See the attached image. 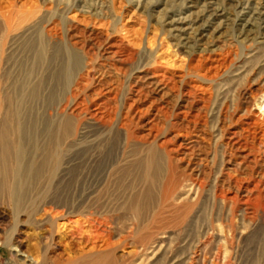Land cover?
Returning <instances> with one entry per match:
<instances>
[{
	"label": "bare ground",
	"instance_id": "obj_1",
	"mask_svg": "<svg viewBox=\"0 0 264 264\" xmlns=\"http://www.w3.org/2000/svg\"><path fill=\"white\" fill-rule=\"evenodd\" d=\"M142 1L145 0H139V2ZM204 1L197 20L194 18L197 23L203 22L200 27L201 35L208 32L209 28L217 24V21L225 15V8L222 9L221 4L218 6L217 0ZM253 5L250 1L243 3L241 26L248 30L247 32H252L258 17L264 15L261 8H256ZM172 14L168 24L179 39L178 45L190 49L191 47L188 46L189 35L195 33L196 29L188 27L185 23L189 17L185 18L179 12ZM56 30V27L50 29L52 35L57 34ZM0 31L3 33L0 35L2 46L0 49L1 84L7 74L4 68L19 60V58L14 59L12 54L19 46L21 35L18 33L19 30L15 29L13 17L0 18ZM190 31H192L191 34H189ZM28 41L23 47L33 53V64L36 69L34 72L37 71L39 80L35 83L32 81L34 79H31V76L34 72L32 73L30 70L18 84H13L11 91H8L5 82L2 83L4 87L0 89V192L7 196L11 204V211L2 215L3 219L13 221L12 238L8 242H3L4 246L8 250H11L13 246L20 250L22 242L19 238L23 234L24 229L22 228L29 223L26 216L28 206L32 201L28 188L35 181L39 182L41 187H45L46 184H42V181L47 174H50L49 176H53L52 180L55 176L58 177V186L61 187L58 197L63 196L64 199L61 201V197L58 198L59 201L57 200L58 203L55 206L59 209L44 210L42 219L33 223L39 245L41 244L45 249L37 258L39 262L36 263L61 264L60 260H53L52 254H55L61 243L66 242V247L74 254L68 264H132V230L141 229L143 233L140 232L142 234L139 235V238L146 240L153 235V233L150 234L152 229H156L155 233H158L167 229L170 223L172 225L185 223L190 207H192L190 204L196 202L195 205L199 206V201L206 189L209 173L206 165L195 164L192 161L194 150L200 143L198 140H194L184 146V142L188 140V134L191 133L185 135L187 131L199 132L200 137L206 135L207 138V134L203 130L206 128L204 127L206 126L204 125L205 120H198L200 113L208 106L204 104L207 101L206 95L199 92L202 86L187 80L186 76L189 77V75L176 71V69L154 67V69L145 70L140 74L135 73L134 85L137 90L132 93L129 99L132 102H128L125 107L122 120L127 126L128 142L137 139L135 134L129 130L131 124L133 128L134 122H137L136 119H138V123H143L145 109H141V104L144 102L142 99L144 96L146 99L151 96L146 113L153 112V117L148 119L147 124L150 128L148 135L143 137L142 144H146L149 140L158 144V136L155 134L154 127L159 123L160 125L167 123L169 128L177 133H174L173 140H166L159 144V148L167 157L168 175L159 196L158 210L146 217L145 212L152 205V189L158 183L155 172L160 169L159 155L154 154L152 150L153 153L150 156L141 157L135 166H133L132 158L129 157L123 158V161L119 163L117 161L109 163L104 158L102 161L101 156L110 155L114 145H111L110 142L103 145L102 142L84 141L87 128H80V124L83 116L88 114V110L85 111L83 105L89 106L93 99L89 104L88 102L83 104L79 97V91L84 88L87 82L90 83L88 74H86L87 70L78 71L82 66L80 56L68 51L69 49L64 50L58 43L50 45V43L42 41L38 45L37 43L29 45L31 42ZM80 44L79 41H76L72 43V46L78 48ZM121 45V42L107 45L105 55H103L108 60H114L115 56L121 57L118 64L112 63L109 67L112 69L115 67L116 72L124 69L127 60H132L133 56L130 46ZM81 50L85 57L90 58L93 48L83 46ZM25 59H21L18 64L24 66ZM198 62L200 64L197 67L193 66L194 63L190 64L189 71L194 69L202 71V68L207 67L205 61ZM102 65L104 69L109 66L105 63ZM86 67L87 65L84 68ZM1 70L3 71L1 72ZM205 70L201 76L208 81H212L213 77L218 74L215 72L216 66L213 64ZM99 72H101L99 73V87L103 86L102 83L112 80V72L102 70ZM44 73H48V76L44 77ZM177 77L186 80H182L178 84ZM68 84L72 86L69 98L57 117H47L46 114L38 113L41 106L54 101L59 86L67 87ZM112 85L107 89L108 95L104 99L105 102L92 103L94 104L93 112L89 114V117L100 121L105 126L108 119L104 109L110 106L108 104L110 100H114L113 97L118 90L116 82ZM259 85L243 95L244 101L240 104V108L225 114L224 119L217 123V136L221 135L222 138H226L223 154L229 167L226 171L223 170L217 174L214 192L215 199L217 202L219 201L220 208H223L225 213L221 224L215 225L211 222L205 229H208L210 235L221 239L224 245L222 248L224 249V263L226 264H229L233 243L238 237V239L244 236L253 238L258 234L256 232L258 225H260L258 231L264 234V148L262 149L264 147V116L259 113L255 116L250 113L256 98L264 95V84ZM115 98L117 99V97ZM85 99L87 100V98ZM244 110L245 112L242 113ZM205 112L207 113V111ZM232 124L238 127H232ZM76 137L80 139L79 142L70 141V143L68 141L70 138L75 139ZM76 147L78 150L73 152ZM182 147L185 148V151L183 157L180 158L176 154ZM178 163H184V167L180 168ZM132 177L147 183V191L142 196L138 195L132 198ZM127 181H129L128 184H126ZM184 182H188V184L184 186ZM120 189L124 194H127L125 200L122 197L118 198L115 206L108 208L98 205L101 194L109 192L115 195ZM46 194L42 192L39 195L43 202L47 200ZM67 196L70 198V203L66 201ZM204 211V205H200L197 220L203 222ZM210 211L211 216H214L215 207ZM170 218L173 220L169 221ZM118 225L122 226V238L120 243H115L112 235ZM2 234L3 232L0 230V241L3 239ZM164 237H160L159 242L152 246L150 252L152 257H155L159 251L161 252L160 240ZM207 239H209L208 236ZM256 242L264 247V238L258 236ZM118 248L124 250L122 257L116 255ZM219 252L213 258L212 264L221 263L222 252ZM11 254L17 255L13 252Z\"/></svg>",
	"mask_w": 264,
	"mask_h": 264
},
{
	"label": "rangeland",
	"instance_id": "obj_2",
	"mask_svg": "<svg viewBox=\"0 0 264 264\" xmlns=\"http://www.w3.org/2000/svg\"><path fill=\"white\" fill-rule=\"evenodd\" d=\"M247 1H250L252 5L254 4V7L261 8L264 13V0H217V5L220 6L221 4L220 7L222 9L225 8V15L217 21V24L209 28L208 32L201 35L200 27L203 22L197 23L196 20L200 8L205 2L204 0H145L142 2H139V0H0V18L13 17L15 29H18V33L21 35L19 46L12 54L14 59L19 58V60L14 64L10 63L8 67L4 68L7 74L5 79L1 81L0 89L4 87L2 83L5 82L7 83L5 86L8 91H11L13 84H18L27 72L31 70L33 73L36 70L33 64V53L23 47L28 40V42H31L29 45H36L35 43L38 45L42 41L48 42L50 45L58 43L62 45L64 50L69 49L68 51L80 56L82 66L78 71L86 69L90 83L87 82V84L89 83L88 86L85 84V89L82 88L79 91V97L83 104L85 102L89 104L93 99L89 106L87 104L83 105L85 111L88 110V114L83 116L80 124V128H87L84 141L102 142L104 143L103 145L110 142L111 145H114L110 155L101 156V160L104 158L109 163L112 161L119 163L123 161V158L129 157L132 158L133 166H135V163L141 157L150 156L153 153L152 150L154 154L159 155L160 169L155 172L158 183L152 189V205L145 212L146 217L158 210L160 205L159 196L163 191L165 178L168 175L167 157L163 150L159 148V144L166 140H173L177 133H175V130L170 129L167 123L161 125L159 123L158 126L154 127L155 134L158 136V144L153 140L142 144V139L148 135L150 128L147 124L148 119L153 117V112L146 113L151 96L147 97V99L144 96L142 97L144 102L141 104V109H145L143 112L144 116L141 114L144 117L143 123H138V119H136L137 122H134L133 128L131 124L129 130L135 134L137 139L128 142L127 126L124 125L122 120L125 107H127L128 102H132L129 99L132 93L137 90L134 85L135 73L140 74L145 70H152L154 67L176 69V71L189 75V77L185 75L187 80L194 81L195 84L202 86L199 92L206 95L207 101L204 104L208 106L200 113L198 120H205L204 125L206 126L204 127L206 128H203V130L207 134V138L205 137L206 135L200 137L199 132L187 131L185 135L189 132L191 133H189L190 135L188 134L189 137L184 142V146L194 140H198L200 143L194 150L192 161L195 164L203 163L206 165L209 172L206 189L199 201V206L195 205L196 202L190 204L192 207H190L185 223H180L179 225L170 223L169 227L164 229L165 231L158 233H155L156 229H152L150 234L153 233V235L146 240L139 238V235L143 233L141 229L132 230V264H212L213 258L220 253L219 251L222 252L220 264H226L224 263V249H222L224 245L221 239L210 235L208 229L205 228L211 222L215 225L221 224L225 213L223 208H220L219 201L217 202V199H215L216 195L214 192L217 174L223 170L226 171L229 167L223 154L226 138H222L221 135L217 136V123L224 119L225 114L231 113L238 107L240 108V104L244 101L243 95L246 92L252 90L256 85L260 84L259 86H262L264 84V18L262 19L264 15L258 17L252 32H247L248 30L241 26L243 3ZM175 12H179L185 18L189 17L185 23L188 27L196 29L195 33L189 32V34L192 33L189 35L190 43L188 46L191 47L190 49H185L178 45L179 39L168 24L170 17L173 16L172 13ZM52 27H56V35H52L50 32ZM1 34L3 35L0 31ZM76 41L81 43L78 48L72 46V43ZM119 42L122 45L130 46L133 56L132 60H127L124 69L116 72L114 70L115 67L113 69L109 67L112 63L118 64L121 57L115 56L114 60H108L103 55H105L104 52L107 49V45L118 44ZM83 46H91L93 48L92 52H90V58L85 57L82 52L81 48L83 49ZM0 49H2L1 42ZM21 59H25L24 66L18 64ZM191 60L193 61L191 62ZM198 61H205L206 68L210 67L211 64L216 66L215 72L218 74L213 77L212 81H208L201 76V74L205 73L206 68H202V71L196 69L189 71V65L194 63L193 66L197 67L200 64ZM104 63L109 65L105 69L102 65ZM86 65L87 67L84 68ZM100 70L112 72L113 77L112 80L110 79L111 81L102 83L103 86L99 87ZM43 76L47 77L48 73H44ZM31 79H34L32 80L34 83L39 80L37 71L32 74ZM182 80L186 79L182 77L181 79L180 77L176 78V82H179L178 84ZM114 81L118 90L113 97L115 101L110 100L108 104L110 106L104 109L108 119L105 126L100 121H95L89 117V114H92L95 103L101 104L103 101L105 102L104 99L108 95L107 89L113 86L112 84H115ZM59 87L60 90H56L54 101L48 105L41 106L38 113L54 118L66 106L72 86L68 84L67 87ZM99 88L100 90H98ZM93 89L96 90L94 91ZM102 92L103 94H100ZM258 98H256L250 113L255 116L258 113L264 116V95ZM172 103L174 102L172 101ZM108 111L109 113L112 112V115L107 113ZM244 112L245 110L242 113ZM203 113L205 116H203ZM231 126L235 127L236 125L232 124ZM68 141L79 142L80 139L76 137L75 139L70 138ZM76 150H78V147L73 152H76ZM184 151V147L179 149L176 154L177 157L182 158ZM202 156L204 158H201ZM178 164L180 168L184 167V163ZM49 175L47 174L43 180L44 182L42 181V184H46L45 187H41L39 182L35 181L28 188L32 201L29 204L30 206H28L26 216L29 219V223L22 228L24 229L23 234L19 238L22 242L20 250L14 246L11 250H8L4 246L3 242H8L12 238L13 221L3 219V215L11 211V204L7 196L0 192V230L3 232V239L0 241V264H37L39 262L37 258L40 257L41 252L45 251V249H43L41 244L39 245L37 234L33 229V223L42 219L44 210L59 209L56 208L55 204L58 203V198L61 197H58L61 191V187L58 186V177L56 178L55 176L54 180H52L53 176ZM132 180V198L145 194L148 188L147 183L142 180L138 181L133 177ZM128 183L129 181L126 182V184ZM187 184L188 182H184V186ZM42 192L43 194L47 193L46 202L39 198ZM126 195L122 192V189L115 195L109 192L103 193L99 197L98 205L103 208L115 206L116 200L121 197L125 200ZM63 199L62 196L61 201ZM66 201L70 203L68 196ZM200 205L205 207L203 222L196 219ZM213 207H215V213L214 216H211L210 210ZM171 220L173 218L169 219V221ZM116 227L118 228H115V234L113 233L114 236L112 235V237L115 243H120L122 226L118 225ZM257 227L259 228L260 225ZM258 228H256L257 230L255 229L258 234L253 237L254 240L246 236L241 239L237 238L233 243L229 264H264V247L256 242L258 236L259 238H264V234H261L262 232L258 231ZM163 236H165L164 239L160 240L162 245L161 252L159 251L155 257H152L150 255L152 246L159 242V238ZM207 236L209 239H207ZM65 243H61L55 254H52L53 260H60L61 264H68V261L74 257L73 252L71 253ZM123 251V248H118L116 255L122 257ZM11 252L17 255L15 256Z\"/></svg>",
	"mask_w": 264,
	"mask_h": 264
}]
</instances>
